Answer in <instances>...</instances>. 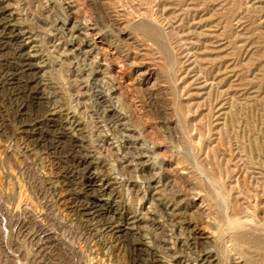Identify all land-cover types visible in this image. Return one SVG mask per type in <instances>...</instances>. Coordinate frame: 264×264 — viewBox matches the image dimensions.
Listing matches in <instances>:
<instances>
[{
  "label": "rangeland",
  "instance_id": "374dc122",
  "mask_svg": "<svg viewBox=\"0 0 264 264\" xmlns=\"http://www.w3.org/2000/svg\"><path fill=\"white\" fill-rule=\"evenodd\" d=\"M0 264H264V0H0Z\"/></svg>",
  "mask_w": 264,
  "mask_h": 264
},
{
  "label": "bare ground",
  "instance_id": "6f19581e",
  "mask_svg": "<svg viewBox=\"0 0 264 264\" xmlns=\"http://www.w3.org/2000/svg\"><path fill=\"white\" fill-rule=\"evenodd\" d=\"M8 24V23H7ZM150 25H152V24H150ZM149 24L148 25H146L145 24V26H144V30H145V32L148 34V35H150L151 37H153V38H155V40H157L156 42H160L161 44L163 43L162 41H160V39L158 38V35H156V31L150 26ZM140 26H142V25H140ZM16 28V27H15ZM14 27H11V29H13V32H15V35L14 36H12V38H10L11 40H16L17 38H19V33L16 31V29H15ZM154 28H157V27H154ZM158 34V33H157ZM149 38V37H148ZM159 43V44H160ZM163 45V44H162ZM22 46V45H21ZM164 46V45H163ZM166 47V46H165ZM165 51H166V49H165ZM168 51V50H167ZM169 52V51H168ZM167 52V53H168ZM25 57H26V60L27 61H30V58H29V54L27 53L26 55H24ZM27 64V63H26ZM27 66L29 67V69H32V65H31V63L30 62H28V64H27ZM162 68V67H161ZM153 85V84H152ZM51 116H56V113H53ZM54 119V118H53ZM232 130V129H231ZM66 134V133H65ZM72 137V136H71ZM79 160V159H78ZM82 163H87L88 164V167H91V163L92 162H90L88 159H87V157L86 158H84L83 160H82ZM81 163V164H82ZM84 165V164H83ZM86 165V164H85ZM94 166V165H93ZM211 179V178H210ZM211 183H213V182H211ZM207 185V184H206ZM211 187V186H210ZM222 196V195H221ZM220 198V197H219ZM29 207V206H28ZM29 209V208H28ZM110 225V224H109ZM117 225V224H116ZM111 228V227H110ZM113 230L115 231V230H117L118 232H130V228L129 227H124V226H121V224L120 225H118V226H115L114 228H113ZM125 234V233H124ZM259 241V240H258ZM261 243H262V241H261Z\"/></svg>",
  "mask_w": 264,
  "mask_h": 264
}]
</instances>
